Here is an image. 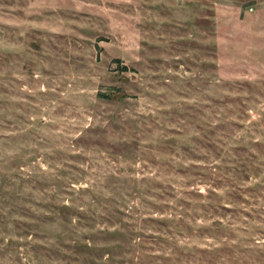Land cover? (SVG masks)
I'll use <instances>...</instances> for the list:
<instances>
[{"label":"rangeland","instance_id":"rangeland-1","mask_svg":"<svg viewBox=\"0 0 264 264\" xmlns=\"http://www.w3.org/2000/svg\"><path fill=\"white\" fill-rule=\"evenodd\" d=\"M0 264H264V0H0Z\"/></svg>","mask_w":264,"mask_h":264}]
</instances>
